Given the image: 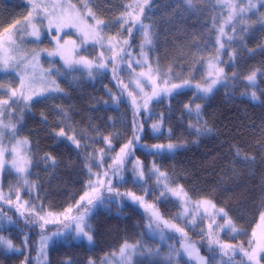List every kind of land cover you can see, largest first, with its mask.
I'll use <instances>...</instances> for the list:
<instances>
[{"label": "trees", "instance_id": "1", "mask_svg": "<svg viewBox=\"0 0 264 264\" xmlns=\"http://www.w3.org/2000/svg\"><path fill=\"white\" fill-rule=\"evenodd\" d=\"M73 1L78 8L89 9L96 18L107 23L108 27L102 31L116 38L114 42L120 50L135 54L143 50L149 67L163 84L185 80L206 84L207 61L220 55L224 79L206 98H197V90L187 88L152 101L146 113H140L138 123L142 125L140 142L143 145L172 143L178 147L155 151L134 148L133 154L139 159L147 182H136L127 166L117 175L121 180L117 191L144 196L162 219L180 225L177 200L169 195L163 200L159 197L165 182L171 188L183 186L190 198L207 199L223 208L239 228L236 234L219 233L220 240L239 242L243 248L251 250V232L264 210V5L261 0H236L239 8L246 11L234 18L231 24L234 38L222 50L217 40L226 18L225 5L221 3L224 0H192L191 7L184 0H148L147 4L145 0H140L139 4L135 0ZM249 3L255 5L251 10H247ZM140 6H143V14ZM28 11L26 0H0V32L24 20ZM137 15H140L139 23L151 26L152 44L143 49L142 29L139 23L132 22ZM122 16L130 20L125 23ZM125 40L127 45L123 43ZM93 50L92 46L86 48L87 53ZM125 56L120 51L117 62H123ZM253 71L257 73L254 83L246 79ZM121 75L123 80L127 79L123 70ZM16 84L14 76H0L3 87ZM3 87L0 97L7 96ZM59 89L62 91L32 101L18 127L19 135L27 138L29 145L31 169L26 186L14 184L17 177L10 173L5 175L11 177H4L2 181L3 186L8 182L11 190L19 189L21 196L37 202L35 204L43 211L53 212L76 206L87 191L88 153L111 152L104 137L111 139L112 150L116 151L135 135L133 109L127 99L114 100L115 88L109 69L90 76L81 69L63 72ZM185 104L201 105L199 122L194 113L189 116ZM161 117L160 130L153 131L152 125L160 122ZM190 124L204 125L210 131L196 135ZM61 127L66 132L64 137L57 135ZM72 135L76 136L80 147L68 141L67 137ZM46 156L53 157L55 163L46 160ZM153 164L167 173V181L157 184L156 175L148 178ZM19 212L23 211L19 209ZM19 212L8 209L6 204L0 205V214L10 219L8 224L1 221L0 237L9 239L18 249L6 252L0 243V264H40L38 241L47 227L41 229L30 215L32 211L25 210V217ZM150 220L147 209L124 195L117 196L116 200L97 209L89 220L92 246L82 242H58L49 249L44 264H90V261L100 264L125 242L146 241L145 238L150 237L146 234ZM184 229L187 234L184 238L195 245L200 254L208 259L221 256L220 248L210 246L201 235L204 228L198 221L196 226ZM260 263L264 264V260ZM133 264H169V261L144 257Z\"/></svg>", "mask_w": 264, "mask_h": 264}, {"label": "rangeland", "instance_id": "2", "mask_svg": "<svg viewBox=\"0 0 264 264\" xmlns=\"http://www.w3.org/2000/svg\"><path fill=\"white\" fill-rule=\"evenodd\" d=\"M135 1L137 4H139L140 2V0H135ZM26 3L29 8L28 14L29 12L32 13V16L28 19V21H25L24 19L21 22H18L6 28L7 31H5L6 30L5 29L0 32V76L11 75L17 79V84L15 87H11V86H7V87L4 86L5 88L3 87L4 90L7 92V96L0 97V101L8 102L7 104H0V122H2L3 125L11 124L16 126L14 135L11 129H5L0 127V183H1L0 193H2L5 197L4 200H0V205L6 204L8 209L17 211L18 210L17 205L19 204L22 205V207H20L19 209L23 211V213L25 212V210L32 212L34 210L35 213H38L40 216H44L45 219L48 221V223L45 224V227H47V230L50 228L52 229H50V232L48 233L47 230H44L42 233L43 235L39 237V241H38V253L40 256L39 259L40 264H44V261L46 262L48 260L49 249L58 242H69V241L82 242L87 244L88 246H92L93 243V241L88 242L86 237H79V238L75 237L74 225L68 228H64V223L67 222L64 221L63 214L65 213V210L67 208L60 212H53L49 210L43 211L41 206L35 204L37 202H34L31 199L21 196V192L19 189L11 190L8 185V182H5L4 186L2 185V181L4 180V177H6L7 179L11 177L9 175H5L6 173H10V175L17 177L16 178L17 180L15 179L16 182H13L14 184L18 183L21 184L23 187H25L27 184L25 183V181H27V177L31 169V162L28 152L29 145L28 143L17 144V141H22L24 139H27L19 135L18 127L23 122L26 112L30 110V104L32 103V101L56 93L57 91H55V88L57 86L59 88V80L63 72L81 69L84 70L89 75V70L83 65H73L72 67L66 65L64 63V60L57 53L58 44L63 46L65 41H74L75 49H73V46L71 44L65 46V55L70 54L74 59H79L83 57L88 60H92L97 64L101 62L106 63L107 66L103 69H93L91 75L100 70L106 71L107 69H109L111 71V80L115 88V91L113 93V98H115L114 100L117 101L120 99L129 100V103L134 112L133 123L135 127V135L139 137L142 134V125L140 126L138 123L139 119L142 117L140 113L143 111L146 113L147 111L142 107L144 99L152 95L154 86L158 88H164V87H170L171 84L169 85L163 84L157 79V77L155 76V72L152 70L151 67H149L148 57L147 60L145 61L144 57L141 56V52L143 50H141L138 54H135L128 50L130 56L126 55L125 58L122 60L123 62H117V59H115V61L112 64L108 63L109 58L113 56L115 57L117 56V54L120 52V48L113 41V44L115 45L114 51H109L108 44H109V38L111 37L104 35L102 30H100V35L101 37H103V39L100 42H94L92 40H84L78 27L75 26L65 27L60 30H57L55 26V21H57L58 18H60L61 16H63L64 19H68L71 16H79L80 20L74 21V23H79L81 25L83 24L92 25V26L95 25V21L87 15L89 9L86 8L81 9L80 7L78 8V6L73 0H26ZM221 3L225 5L224 14L226 15V18L222 24L225 35L221 36L219 32V41L224 45V47L220 48V50L226 49V47H228V44L233 40L235 33H234V29L233 28L231 29V24L234 18L238 15V13H240V9H241L239 8L236 0H226V1L224 0ZM34 4L39 5V7H33ZM229 4L235 6V13H236L232 17L231 21H229L228 18L230 13L233 12V9L228 7ZM54 5H57V7L54 8L53 7ZM69 5H72L74 7H69ZM136 7L137 6H134L133 8ZM45 8L47 9V11H45ZM49 13H53V15L51 16V19L54 21L52 27H49V15H48ZM124 19L130 20L129 17H124ZM32 25H35L36 28L39 29L40 31L39 39L29 35V33L32 31ZM229 37H232V39L229 40L228 39ZM88 46L94 47V50L91 53L86 52V48ZM49 53H57V54L49 55ZM101 53H103V60L100 59ZM37 54H39L38 62H36L34 59L37 56ZM130 60L132 62L131 69L128 68V64ZM136 61H141L142 63L138 66L135 63ZM33 63L36 64L35 68L32 67ZM211 65H215L216 69H222L220 66V55H218L215 58L209 59L207 61V65H206L207 80H208L207 82H210V79L212 78L210 76V73L214 74L215 71V69H213ZM122 70L127 75L126 80L122 79V75H121ZM141 72L151 75L153 80L155 81V85H153L152 81H149L147 79V76L141 77L139 75ZM21 78L25 80V87L23 89H21V85H20ZM52 81H55V84H52L51 83ZM221 82L218 83L215 87L221 84ZM181 83H183V81L173 84H181ZM197 84L198 83L189 81V84L187 86L181 89H177L174 92L181 91L187 88L196 89L195 85ZM46 86L51 87L53 91L51 93H47V92L43 93L40 96H33V99L27 102H25L19 95L17 97L11 96V89L14 88L17 89L18 91H23L24 95H32L33 91L38 92L41 88ZM130 93L131 95H129ZM163 96H169V95L162 93L161 96L153 98L149 102V105L151 104L152 101L157 100ZM133 99H135L136 101L135 105L133 104ZM137 105H140V107L137 108ZM153 131L155 130L153 129ZM130 140H133V137ZM130 140H128L124 144H127ZM68 141L70 142V140ZM105 144L107 147L110 148L111 152L109 150L106 151L99 150V151H91L88 153L87 164L89 171V181L87 184L86 192L89 193L90 195L92 194V188L88 186L90 181L92 182L93 187H95L100 192V200L94 201V206H88L86 204V201L81 202L85 205V207H91V212L89 213V216L86 218L87 223L89 225H90L89 220L91 219L92 215L96 212L97 209L105 207L106 202H109L111 200H116L117 195H115V192L118 189L117 185L121 182L120 177L118 178L117 176L118 174L121 175L123 170L128 166L130 171L133 173V178L136 180L137 173L134 171V165L136 164L137 161H139V159L135 157V155L133 154V149L137 147L138 148L141 147L144 150H151V149L154 151L157 150L152 146L148 147L143 145L139 139L132 146L131 156L125 159V161L128 160L129 162L126 165L123 163V165L120 168L116 169L114 174L113 169L109 166L114 164L115 158L120 153V149L121 147H123L124 144L116 151L112 150L113 149L112 142L110 145L106 142ZM13 148L17 150L15 154L12 152ZM20 167L24 168L25 171L22 173L18 172L17 169ZM105 173H107V175H105ZM9 181H10L9 183L11 184L12 181L11 180ZM109 181H111V187L114 189L113 193H109L107 191V188L109 186L108 184ZM85 193L83 194V196L85 195ZM17 194L19 195V201L17 200ZM168 195L176 199L179 204L178 214L180 215L178 219L180 225L174 223L173 221H169L165 219L162 220L168 221L169 223L175 224L177 227L184 229V227H188V225H186L185 223V216H184L185 209H187L188 213L190 214L186 217V219L189 221L193 219H195L196 222L198 221L200 224H202L205 233L209 223H211L213 220L216 221V224L219 225L224 224V220L221 219L222 214H217L219 213V210L223 208L217 206L214 202L207 199L196 200L188 196V202L185 203L179 200L177 197L172 196L171 193H169ZM142 197L144 198V196ZM126 198L131 200L138 206L147 209L150 214L152 213V211H155L154 208L149 209L145 207V205H151L145 199H144V204H141L138 201H134L129 196H126ZM9 199L11 200V205H9L8 203ZM203 201H210L211 204H204ZM212 205H215V207L213 208ZM70 207L73 208V212L71 213V215L73 216L79 215L80 212L84 211V208H80V212L75 211L77 204L76 206H70ZM49 213H51L52 215L49 216L48 215ZM18 214H21V212H19ZM262 214H264V210L259 216L258 222L251 232L252 241H264V220L261 219ZM23 217H25V215H23ZM32 217L35 218V220H37L35 215H32ZM201 218H202V222H201ZM8 220L10 221L9 218L0 214V223L2 221L3 223L8 224L9 223ZM37 221L39 223V226L40 223H43V221H39V220ZM150 223L152 224L151 228L149 227ZM232 223L233 226L236 228L235 232H233L231 228L227 230H222L220 228H215L214 226V233H215L214 239L219 240L221 244H232V245L240 246V244H238L239 242L219 239V233L222 234L224 232H229L230 234H234V233L236 234L239 232V228L236 226V224L233 221ZM161 229L163 231H161ZM253 232L256 233L255 237H253ZM53 233H61V234L54 236ZM146 234L150 236L149 238H145L146 241L133 244L138 246L136 251L130 254V259L127 262V264H133L136 260H139L144 257L162 258L164 261H169V264H202L201 260L197 259L196 253H193L192 256H189L188 253L185 252L184 249L181 247L183 243L188 241L184 238L186 236L182 235L180 232H177L174 229H166L164 228L163 224H161L160 228L157 229L156 225L153 224L150 220L148 222V225L146 226ZM43 236L51 237V239H49L47 245L44 247L42 251L41 239ZM1 237H3L5 241H9V239H7L6 237L4 236ZM206 240L208 239L206 238ZM120 247L118 248V250L112 252L109 256H106L100 262V264H124V262L120 261V257H119ZM254 247H256V243H252V248ZM2 248L6 252L18 251V249L14 246L9 248L6 243H2ZM173 249H175L174 252L172 251ZM243 249L244 251H248V252H251L252 250V249L248 250L245 248ZM170 252H171V256L169 255ZM198 255L199 257L204 258L205 264H250L247 256L244 255L243 251H239V250H237V252L235 253L230 252L229 255H223L221 253L220 257L218 254L217 256L219 258L217 259H208L205 255L200 254L199 250H198ZM260 255L262 254H258V258ZM252 264H255V262H252Z\"/></svg>", "mask_w": 264, "mask_h": 264}, {"label": "snow or ice", "instance_id": "3", "mask_svg": "<svg viewBox=\"0 0 264 264\" xmlns=\"http://www.w3.org/2000/svg\"><path fill=\"white\" fill-rule=\"evenodd\" d=\"M184 2L191 7L192 6V0H184ZM262 5H264V0H261ZM148 3V0H145V4ZM33 7H39V5L34 4ZM54 8L57 7V5L53 6ZM69 7H74L72 5H69ZM141 7V14H143V6ZM229 8L233 9V12L230 13L229 15V21L232 20V17L236 14L235 13V6L229 4L228 5ZM255 5L252 3H249L248 9L247 10H251L252 8H254ZM45 11H47V9L45 8ZM244 11H246V9L241 8L240 9V13H243ZM49 27L53 26L54 21L51 19V16L53 15V13H49ZM87 15L89 17H91V19H93L95 21V25H87V24H79V23H74V21H79L80 18L79 16H71L68 19H64L63 16H61L60 18H58L57 21H55V26L57 28V30H60L62 28L65 27H78L79 31L81 32L82 37L84 38V40H92L94 42H100L103 37H101L100 35V30H102L103 28L108 27L107 23L101 19H97L96 16L89 11L87 13ZM32 16V13L29 12L28 16L25 17V21H28V19ZM124 17L122 16V19ZM128 21L125 20V23H127ZM134 24L135 23H139L140 22V15H137L133 18L132 21ZM139 27L140 29H142V33H143V37H144V41L141 44V49H143L145 46H151L152 44V33L150 31L151 26L150 25H145L143 23H139ZM7 31V29L5 30ZM128 31L131 33V29H128ZM220 35L224 36V28L221 27L219 29ZM29 35L36 37L37 39L40 38V31L38 28H36L35 25H32V31L29 33ZM229 40L232 39V37L228 38ZM116 40L115 37L109 38V44H108V49L109 51H114L115 45L113 44V41ZM118 42V41H117ZM217 42L219 43V38L217 40ZM124 44H128V41L125 40L123 42ZM71 44L73 46V49H75V42L74 41H65L64 45L61 46L58 44V48H57V53L60 55V57L64 60V63L66 65H68L69 67H72L73 65H83L84 67H86L89 70V75H91V72L93 69H103L105 68L107 65L104 62H101L99 64L95 63L92 60H88L86 58H79V59H74L72 57V55H65V46ZM103 46V45H102ZM130 46V45H129ZM224 45L221 43L220 44V48H223ZM121 53H123V55H128L130 56V53L126 52L124 49L120 50ZM219 51V49H218ZM57 53H49V55H55ZM38 56L39 54H37V56L34 58L36 62H38ZM141 56L144 57V60H147V54L144 53L143 51L141 52ZM100 59L103 60V53H101ZM116 57L113 56L111 58H109L108 63H113L115 61ZM138 66L142 63L141 61H136L135 62ZM32 67L35 68L36 64L33 63ZM132 67V62L131 60L129 61L128 64V68L131 69ZM211 67L213 69H215L214 74L210 73V76L212 77L210 79V82H207L206 85L202 86L200 84L195 85L197 92L199 93V96L197 98H206L208 94L212 93L215 86L220 83L223 79V69H216L215 65H211ZM157 71H159V69H157ZM141 77H145L147 76V79L149 81L153 82V85H155V81L153 80L152 76L147 74V73H143L141 72L139 74ZM256 71H253L251 74H249L246 79L249 82L254 83L255 79H256ZM47 83V82H45ZM52 84H55V81L51 82ZM139 83V82H138ZM170 83V81H166L165 82ZM189 84V81L185 80L183 81V83L181 84H171L170 87H164V88H158V87H153V91H152V95L149 97H146L143 101L142 107L147 110L148 109V105L149 102L155 98V97H159L161 96V94H172L175 90L177 89H181L185 86H187ZM20 85H21V89H23L25 87V80L23 78H21L20 81ZM3 85H0V88H2ZM30 87V85H29ZM53 91V89L51 87H43L41 88L38 92L33 91L32 95H24L23 91H18L17 89H11V96L12 97H17L18 95L25 101H30L33 99V96H40L43 93H51ZM55 91H62L61 89L58 88V86L55 88ZM131 95V93L129 94ZM252 98L255 99V92L252 93ZM115 99V98H114ZM7 101H0V104H7ZM133 104H136L135 99H133ZM140 105H137V108H139ZM185 110L188 112L189 116H192L193 113L195 114V119L197 120V122H199L201 120V105L196 104L194 107L190 104H185L184 105ZM66 115V114H65ZM150 118V117H149ZM162 121H163V117H161V121L158 123H154L152 125V128L156 131H159L162 125ZM0 127L5 128V129H11L13 135L15 134V130H16V126L15 125H3L2 122H0ZM190 128L193 129V131L196 133V135H201L206 131H210V129H208L206 126L201 125V126H197L195 124H190L189 125ZM57 135L64 137L66 136V132L64 130L63 127L60 128L59 132L57 133ZM69 140H72L73 143L76 144L77 147H80V142L76 139L75 135L72 136H68L67 137ZM140 139L139 136L134 135L133 140H130L127 144H124L123 147H121L120 149V153L117 155V157L115 158L114 164L110 165L109 167H111L113 169V172L115 174L116 169L120 168L125 159L129 158L132 154V146L134 143H136L138 140ZM104 140L106 143H108L109 145L111 144V139L109 137H104ZM28 141L27 139H24L22 141H17V144H27ZM155 149H162V148H167L168 150H172L176 147H178V145L169 143L167 145H161V144H156L152 146ZM103 151V150H101ZM12 152L15 154L17 152V150L15 148L12 149ZM46 160L51 159L53 161V164L55 163V159L53 157L50 156H46L45 157ZM245 159H248V157H245ZM15 166V164H14ZM18 172L22 173L25 171L24 168L20 167L17 169ZM134 171L137 173L136 175V182H140V181H144L145 183L147 182L145 180V172L143 170V167L140 165V162L137 161L136 164L134 165ZM105 175H107V173H105ZM152 175H156L157 176V184H161L162 181H167L168 180V175L165 172H161L156 166L155 164H153L152 169L149 170V176L148 178L151 179ZM122 179V178H121ZM25 183H27V181H25ZM109 186L107 188V191L109 193H113L114 189L111 187V181L108 182ZM90 188H92V194L90 195L89 193H85L84 196H82L80 198V201L77 202V207H76V211L80 212V208H84L83 212H80L79 215L73 216L71 215V213L73 212V208L69 207L65 210V213L63 214V218L64 221H66L67 223H64V228H68L70 226L74 225V229H75V237L79 238V237H86L88 242H92L93 241V235L91 234V226L87 223V217L89 216V213L91 212V207H85V205L81 202L86 201V204L88 206H94V201L96 200H100V192L93 187L92 182H89L88 185ZM162 187L164 188V191L161 193L159 199L163 200L169 193H171L172 196L177 197L179 200L187 203L188 202V194L184 191L183 186H177L175 188H171L169 187V185L165 182L162 184ZM147 192H150V189H146ZM115 195L120 196V195H124V196H129L131 197L134 201H138L141 204H144V198L143 197H139L136 196L134 193L131 192H127V193H123L121 194L120 192L116 191ZM5 197L2 193H0V200H4ZM17 200L19 201V195L17 194ZM102 202V200H101ZM9 205H11V200H8ZM27 203V202H25ZM204 204H211L210 201H203ZM22 207V205H17V208L19 210V208ZM145 207L149 208V209H153L154 206L153 205H145ZM212 207L214 208L215 205H212ZM24 213L21 212V215H23ZM190 213H188L187 209H185L184 212V216H185V223L188 226H196V220L193 219L191 221L187 220L186 217L189 215ZM217 214H222L221 215V219L224 220V224L219 225L216 224V221L213 220L211 223H209L208 228L206 230H201V235L205 236L209 241V245L211 246L212 244L217 245L220 248V251L223 255H229V253H235L237 252V250L239 251H243L244 255L247 256L248 261L250 262V264H252V262H255V264H260L261 260H264V255H260L258 258V254H264V241H249V244L251 245L252 243H256V247L252 248L251 252L248 251H244L242 245L237 246V245H232V244H221L219 240L214 239V226L215 228H220L222 230H227L229 228H231V230L233 232L236 231V228L233 226L232 220L231 218L228 217V213L225 212L223 209L219 210V213ZM30 215H35L36 219L39 221H43V223H40V227L41 229H43L45 227V224L48 223V221L45 219L44 216H40L38 213H35L34 210L32 213H30ZM49 216L52 215L51 213L48 214ZM179 215H177V218H179ZM261 219L264 220V214H262ZM151 220L152 222L155 223L156 228L159 229L161 224H163L164 228L166 229H174L177 232H180L182 235L186 236L187 234L184 232L183 228H179L177 227L175 224H171L168 221H164L162 220V217L160 216V214L157 211H152L151 213ZM201 222H202V218H201ZM149 227H152V224H149ZM87 229V230H86ZM161 231H163L161 229ZM61 233H53L54 236L60 235ZM256 236V233L253 232V237ZM49 239H51V237L48 236H43L41 239V244H42V251L44 249V247L47 245V242L49 241ZM0 243H6L7 246L9 248L13 247L12 242L9 241H5L3 237H0ZM138 245H133V244H128L127 242H125L119 249V257H120V261L124 262V264H127V262L130 259V254L134 253L137 249ZM181 247L184 249L185 252L188 253L189 256H192L193 253H196L197 255V259L201 260L202 264H205L204 262V258L199 257L198 255V250L195 248L194 245L185 242L181 245ZM173 252L175 251V249L172 250ZM171 256V252L169 254ZM214 258V257H213ZM90 264H93V262L90 261Z\"/></svg>", "mask_w": 264, "mask_h": 264}]
</instances>
